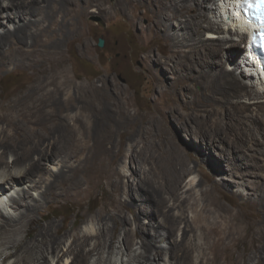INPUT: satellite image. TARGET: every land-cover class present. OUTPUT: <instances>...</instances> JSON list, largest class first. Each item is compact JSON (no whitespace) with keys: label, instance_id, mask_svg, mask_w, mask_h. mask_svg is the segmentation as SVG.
Instances as JSON below:
<instances>
[{"label":"bare ground","instance_id":"1","mask_svg":"<svg viewBox=\"0 0 264 264\" xmlns=\"http://www.w3.org/2000/svg\"><path fill=\"white\" fill-rule=\"evenodd\" d=\"M219 1L141 0L138 4L127 0L128 7L133 9L138 5L142 10L140 18L148 20L146 26L139 28L141 42L150 46L159 40V44L165 47V57L151 59L155 52L149 50L142 58L146 66L145 78L157 94L151 110L142 113L136 110L131 114V98L125 104L122 99L119 102L122 103L119 120L133 126L135 117L140 116V128L148 143L142 147V162H138V151L130 146L129 165L120 173L113 166L115 141L112 137L116 131L108 119L111 113L108 112V118L96 119L100 114L96 104L101 103L98 99L102 97L103 100L106 94L104 85L99 89L94 85L91 88L88 85L90 89L77 85L64 70L50 76L54 88H46L49 72L64 67L62 43L67 39L69 43L76 44L82 41L79 20L85 9L80 0H0V29L3 30L0 31V71L25 65L23 58L41 45L43 36H57L55 44L52 42V57L46 64L39 65L36 73L32 71L33 82L37 81L38 86L26 88L24 92L17 89L0 98L1 262L259 264L262 261L264 79L259 77L244 55L249 33L236 12L235 2L238 0ZM87 2L91 5L94 0ZM164 12L169 15L164 16L163 27H160L157 17ZM65 25H69L68 32L64 31ZM234 42L243 49L238 58ZM49 55L51 53L47 54L48 58ZM151 60L156 61V66ZM108 84L111 85L110 82ZM114 90L117 96L121 93L116 85L109 87V93ZM80 97L84 98L80 109H86L89 115L87 118L77 114L71 116L70 113L65 115L67 119H63L62 124L68 130L66 139L50 137L52 130L47 122L28 117L32 111L49 104L69 111L76 101L82 102ZM42 111L45 112L44 109ZM178 125L189 129L186 139L189 140L190 133H194L200 136L199 143L207 146L205 149H216L219 160L227 163L228 172L244 180L235 183L247 190L250 203L239 204L252 209V219L240 212V208L233 211L223 205L216 193L227 195L230 189L214 182L203 191L206 208L197 210L195 203L189 202L194 187L186 183L190 169L181 153L197 162L203 157L195 153V147L184 151L185 148L177 144L174 137ZM115 148V156L122 153L121 145ZM157 150L160 167L155 157ZM209 160V164H216L213 166L218 168L219 163ZM48 162L57 168H51ZM130 169L140 174V184L142 179L155 177L162 180L167 197L161 196L163 200H160L168 210L165 219L170 218L169 221L164 219V223H159L160 218L155 221L158 204L146 210V218L150 217V221L147 224L140 222L136 211L140 203L136 198L146 199L148 190L142 186L136 195L132 186L124 184ZM245 178L250 182L245 183ZM102 179L119 195L124 193L126 198L117 201V206L111 209L104 206L102 212L93 217L90 227L75 230L65 229L54 221L42 224L45 210L52 204L66 199H81ZM125 209L136 211L132 221L123 214ZM188 211L193 212L190 219L186 215ZM182 224L183 227H179ZM33 226L38 228L37 234L23 243L22 238L31 233ZM166 228L175 233L178 230L180 235L173 239ZM151 232L154 240L148 237ZM247 237L250 241L246 244ZM134 238L139 242L134 243ZM116 240L118 246H115ZM162 243L167 245L162 248ZM176 249L183 251L181 262L176 261ZM162 251L170 261L161 257L159 252Z\"/></svg>","mask_w":264,"mask_h":264},{"label":"rangeland","instance_id":"2","mask_svg":"<svg viewBox=\"0 0 264 264\" xmlns=\"http://www.w3.org/2000/svg\"><path fill=\"white\" fill-rule=\"evenodd\" d=\"M134 1L139 4L141 0ZM220 2L222 1L220 0L219 3ZM80 3L83 10L85 9V13L80 17L79 20L83 34L82 41L80 44H76L69 43V39H67V41L62 43L61 47L65 54V62L63 64L64 67L56 68L53 69L52 72H49L50 75L48 74V79H46L45 81L47 82L46 88H54V84H52L53 82L50 76L59 74L64 70L70 77H73L77 85H83V87L85 86L86 88L88 87V85H90V88L91 85H94L98 89L102 88L103 85L105 86H103L104 90H106V94L103 97L104 103H102L103 100L101 97L98 99V102L99 100H101V103L96 104L100 111V114H97L98 117H96V119H103L104 117L108 118L110 116L108 119L113 125V131L117 132H113L112 137V140L115 141L114 150L116 151L115 147H119L120 145L122 147V153H120L119 155L115 156L114 154L116 152L113 151V157H115V164L113 166L116 172L122 173L126 170V166L129 165V156L131 153V150H129L130 146L133 145L134 149L138 151V162H142L143 155H140L143 151L142 147L148 145V143L145 142L147 140L143 138V133L140 128V116L135 117L136 122L133 126H130L125 122L123 123L119 120L121 118L120 109L122 108V103L125 104L127 102L126 100H129L131 98L130 101L132 105L129 107V112L131 114H134L136 110L140 111L141 113L151 110L150 108L151 106H153L154 98L157 96V94L152 89V85H150L145 78L146 66L144 63H142V58L147 52H149V50H154L155 54H151V59L157 56L163 59L165 57V47L159 44V40L154 41L155 44H150V46H145L141 42V39L139 37V28L140 26H146L148 24V20L140 18L142 10L138 5H136L132 9L131 7L127 6V0H94L91 5H88L87 0H80ZM166 15H169V13H160L157 17L160 27H163L162 19L164 18V16L166 17ZM68 27L69 25H65L64 31L68 32ZM0 31L2 32L3 30L0 29ZM51 35L52 34L42 37V41L40 42L41 45L39 46L43 49L38 46V49L36 48V50L32 51V53H28V56L27 54L25 55L26 58H23L25 60V65H20V67L18 65L11 66L8 69L0 71V98L9 96L12 91L17 89H21L24 92L32 86H38L37 81L33 82L34 73H36V69L37 67L39 68V65H43V63L46 64L47 60L50 59V57H52L53 55L54 49L52 48V42L55 44L57 36L55 37L52 35V37ZM99 39L103 40V47L101 48L97 46ZM47 45L50 47H47ZM234 45L236 46V52L234 51L235 56L236 58H238L243 49L240 48V44L238 42H234ZM49 48H51L52 51ZM42 50L43 52H41ZM37 52H39L40 55H38ZM50 53L51 56L49 55L48 58L47 54ZM37 55L39 56V58L37 57ZM151 62L152 64H154V66H156V61L151 60ZM26 63H30V65L28 66ZM38 77L39 76H37L36 78ZM30 82L32 83V85ZM109 82L111 83L110 86L108 84ZM112 85H116L121 91L118 96L117 92H115L116 90L112 91V94L109 93L111 92L109 91V87H111ZM228 86H232L231 83H228ZM89 87L88 89H90ZM83 99L84 98L80 97V100L82 102L76 101V104H74L73 107L71 106L72 109H70L69 111H65L57 105L53 104V106L49 104L47 105L48 107L46 106L40 110L32 111L33 114L31 112L28 117L47 122L51 126L52 130V134L50 135V137L58 136L60 137V139H66L68 137V130L62 124L64 123L63 119H67L65 115L69 113L71 114V116L77 114L79 117L83 118H87V116L89 115L86 109H80V107L83 106ZM120 100L121 102H123L119 103ZM102 108H109L110 110L108 109L102 112V110H104ZM43 109L45 110V112L42 111ZM108 112L109 114H111L109 115ZM60 113L61 115H59ZM107 115L109 116L107 117ZM186 134H189V129H187V127L178 125L174 140H176L177 144H180V146L185 148L184 151H187L189 148L191 150L192 147H195V153H200L199 156L203 157L200 158L199 162H197L194 159L188 157L185 153H181L182 159L188 164V167L190 169V172L186 177V183H188V186L194 187L189 202H194L195 208L197 210H200L203 207L206 208L207 201L205 194L203 195V191H205L207 188H210L212 185L211 183L214 182L218 186H225V189H230V193L227 195H219L218 193H216V197H218V200L223 205H225L229 209H233V211L240 208V212H243V214L247 215V218L252 219V209L247 207V205L239 204L240 202L250 203V196L247 190L244 191L242 189L243 185H236L237 183H235L238 181L244 182V180L228 172V169L226 168L228 167V165L227 163H224V160H219L217 150L211 149L210 151H208L207 149H205L207 147L205 146V144L203 145L202 143H199L198 138H200V136L194 133H190V139L188 140L185 138ZM188 145L190 146L186 148V146ZM199 150H202V152ZM155 157L157 162L159 163L158 150L155 152ZM208 159H210L211 161L214 160L216 163H219L218 168H214V166L216 167V164H209L207 162ZM48 164L51 168H57L51 165L50 162H48ZM158 167H160V163L158 164ZM139 175L140 174H138V172L135 173L134 169H130L127 177L123 181L124 184H128L135 189L136 195L141 192L142 186L148 190V196L146 199L139 200L138 198H136V202L140 203L138 204L139 209L136 210L138 211L137 215L140 217V222H142V224L143 222H146L145 224H147V222L150 221V217L146 218V210L153 207L155 208L158 204H160L156 207L158 212L155 214L154 219L155 221L162 219L158 222L164 223L163 221L165 219V215H167L168 213V210L164 208L162 201L164 195L165 197H167V194H165L166 189L162 180L159 178L156 179L155 177L152 179L149 178V180L142 179V183L140 184L138 181ZM245 179H247L245 183L250 182L248 178ZM26 186H28V184ZM237 190H241L242 192L237 193ZM32 193L33 195L36 194V192ZM125 198L126 196L124 193L119 195L113 190L112 187L106 184V181L104 179H102L99 181V184L94 187L85 197H82L81 199L61 200V202L58 204H52L49 208H47V210H45L46 217L42 220V224L54 221L55 223L62 224L65 229L79 230V228H87L92 225L91 221L93 217L102 212L101 210L104 206L108 209H111L112 207L117 206V201H123ZM160 198L162 200H160ZM163 210L166 211L163 212ZM136 211L134 209L132 211L125 209L123 211V214L128 220L132 221L134 213H136ZM186 215L188 219H190V217L193 216V212L188 211ZM166 220L169 221L170 218H166L165 221ZM108 223L110 226H113L110 220L108 221ZM179 227L182 228L183 224ZM130 228L133 229L134 225H130ZM166 229H168V235H170V237L172 238H175L176 235H180V232H178V230L175 233L169 228ZM37 232L38 228L36 226H33L31 233L27 237L22 238V240L24 239L23 243L28 242L29 239L35 237ZM148 237L154 240L153 232H151ZM133 241L134 243L139 242L137 238H134ZM249 241L250 238L247 237L245 243L247 244L249 243ZM166 245V243L161 244L162 248H164V246ZM115 246H118L117 240L115 242ZM240 248H242V245L240 246ZM179 250L180 249H176L175 252L177 262H181L183 256V254H181L183 253V251ZM159 254L162 255L161 257L166 261H170L168 255H166L163 251L159 252ZM260 255L264 257V244H262V248L260 247ZM159 261H161V259ZM0 264H8V262L0 261ZM259 264H264V258H262V261L259 262Z\"/></svg>","mask_w":264,"mask_h":264},{"label":"snow or ice","instance_id":"3","mask_svg":"<svg viewBox=\"0 0 264 264\" xmlns=\"http://www.w3.org/2000/svg\"><path fill=\"white\" fill-rule=\"evenodd\" d=\"M249 7L255 6L257 10L259 11L260 15L258 16V19L261 20L262 26H264V0H255V5L252 4V0H246Z\"/></svg>","mask_w":264,"mask_h":264},{"label":"water","instance_id":"4","mask_svg":"<svg viewBox=\"0 0 264 264\" xmlns=\"http://www.w3.org/2000/svg\"><path fill=\"white\" fill-rule=\"evenodd\" d=\"M97 46H98L99 48L103 47V40H102V39H99V40H98Z\"/></svg>","mask_w":264,"mask_h":264}]
</instances>
